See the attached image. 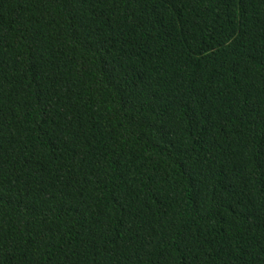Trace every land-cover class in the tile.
Wrapping results in <instances>:
<instances>
[{"label":"trees","instance_id":"1","mask_svg":"<svg viewBox=\"0 0 264 264\" xmlns=\"http://www.w3.org/2000/svg\"><path fill=\"white\" fill-rule=\"evenodd\" d=\"M0 264H264V0H0Z\"/></svg>","mask_w":264,"mask_h":264}]
</instances>
